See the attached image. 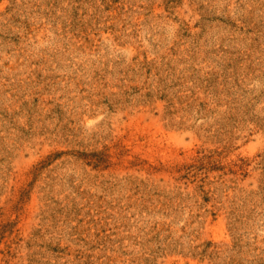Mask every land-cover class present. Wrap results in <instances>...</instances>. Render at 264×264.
Wrapping results in <instances>:
<instances>
[{"label": "rangeland", "instance_id": "rangeland-1", "mask_svg": "<svg viewBox=\"0 0 264 264\" xmlns=\"http://www.w3.org/2000/svg\"><path fill=\"white\" fill-rule=\"evenodd\" d=\"M0 264H264V0H0Z\"/></svg>", "mask_w": 264, "mask_h": 264}]
</instances>
